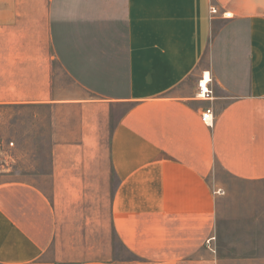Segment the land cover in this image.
I'll return each mask as SVG.
<instances>
[{"label": "crops", "instance_id": "obj_1", "mask_svg": "<svg viewBox=\"0 0 264 264\" xmlns=\"http://www.w3.org/2000/svg\"><path fill=\"white\" fill-rule=\"evenodd\" d=\"M3 106L49 169L0 173V264H116L52 249L82 197L110 198L123 264H264V0H0ZM216 167L261 193L228 203Z\"/></svg>", "mask_w": 264, "mask_h": 264}, {"label": "rangeland", "instance_id": "obj_2", "mask_svg": "<svg viewBox=\"0 0 264 264\" xmlns=\"http://www.w3.org/2000/svg\"><path fill=\"white\" fill-rule=\"evenodd\" d=\"M62 120V116L59 117ZM26 114L15 106L0 107V173L9 170L16 177L38 181L45 189L49 169V150L30 148L25 142ZM103 155H106L105 152ZM216 176L226 181L228 203H239L246 197L261 193L259 185L247 184L227 177L219 168ZM262 197L258 196L260 203ZM109 197L71 198L65 213L61 208L55 233L54 250L60 259L72 263L105 260L116 264L130 261L133 256L119 242L110 223ZM224 219V217H223ZM220 228L219 234L223 235Z\"/></svg>", "mask_w": 264, "mask_h": 264}, {"label": "built area", "instance_id": "obj_3", "mask_svg": "<svg viewBox=\"0 0 264 264\" xmlns=\"http://www.w3.org/2000/svg\"><path fill=\"white\" fill-rule=\"evenodd\" d=\"M209 13L210 14H218V9L216 7H210ZM221 16L223 18H229V17H231V14H230V12H222ZM208 82H209V79L205 78L204 75L197 80V84H196L197 90L195 92L196 97H198L202 100H208L211 98L212 91L208 86ZM213 115H214L213 109L211 107H206L201 114L202 122H204L205 124H208V125L211 124L212 120H213ZM217 192L223 193V191L221 189H218ZM211 240H213V237H210L206 240V245L208 248H210Z\"/></svg>", "mask_w": 264, "mask_h": 264}, {"label": "bare ground", "instance_id": "obj_4", "mask_svg": "<svg viewBox=\"0 0 264 264\" xmlns=\"http://www.w3.org/2000/svg\"><path fill=\"white\" fill-rule=\"evenodd\" d=\"M205 78H207V77H205Z\"/></svg>", "mask_w": 264, "mask_h": 264}]
</instances>
